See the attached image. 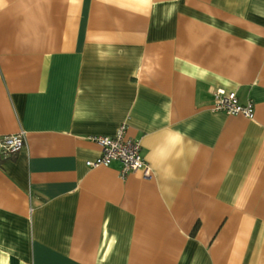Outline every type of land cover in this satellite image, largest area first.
Listing matches in <instances>:
<instances>
[{
	"label": "crops",
	"instance_id": "0c3cea01",
	"mask_svg": "<svg viewBox=\"0 0 264 264\" xmlns=\"http://www.w3.org/2000/svg\"><path fill=\"white\" fill-rule=\"evenodd\" d=\"M122 126L149 178L86 165ZM20 132L0 264H264V0H0V137Z\"/></svg>",
	"mask_w": 264,
	"mask_h": 264
},
{
	"label": "built area",
	"instance_id": "2783aa9c",
	"mask_svg": "<svg viewBox=\"0 0 264 264\" xmlns=\"http://www.w3.org/2000/svg\"><path fill=\"white\" fill-rule=\"evenodd\" d=\"M212 110L228 115H242L247 118L253 116V103L239 102L235 92L216 89L213 92ZM125 127H120L113 136H93L91 139L101 149L100 155L93 160L86 161L89 167L109 166L113 162L120 164L119 176L125 178L129 174L139 175L142 178L151 176V169L141 154V145L138 140L127 138ZM25 144L23 132L0 137V153L14 154Z\"/></svg>",
	"mask_w": 264,
	"mask_h": 264
}]
</instances>
